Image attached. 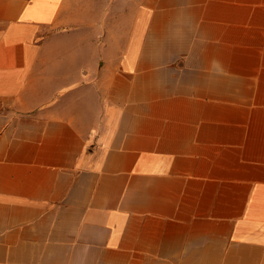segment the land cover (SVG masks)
Listing matches in <instances>:
<instances>
[{
  "label": "crops",
  "instance_id": "crops-1",
  "mask_svg": "<svg viewBox=\"0 0 264 264\" xmlns=\"http://www.w3.org/2000/svg\"><path fill=\"white\" fill-rule=\"evenodd\" d=\"M0 264H264V0H0Z\"/></svg>",
  "mask_w": 264,
  "mask_h": 264
}]
</instances>
